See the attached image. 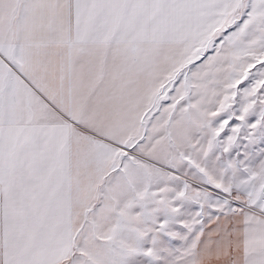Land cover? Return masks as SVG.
Returning <instances> with one entry per match:
<instances>
[{
    "label": "snow or ice",
    "instance_id": "6c2138e0",
    "mask_svg": "<svg viewBox=\"0 0 264 264\" xmlns=\"http://www.w3.org/2000/svg\"><path fill=\"white\" fill-rule=\"evenodd\" d=\"M0 264H264V0H0Z\"/></svg>",
    "mask_w": 264,
    "mask_h": 264
}]
</instances>
